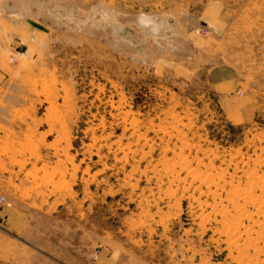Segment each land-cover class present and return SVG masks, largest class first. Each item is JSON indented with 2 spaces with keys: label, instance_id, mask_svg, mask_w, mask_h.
Listing matches in <instances>:
<instances>
[{
  "label": "rangeland",
  "instance_id": "obj_1",
  "mask_svg": "<svg viewBox=\"0 0 264 264\" xmlns=\"http://www.w3.org/2000/svg\"><path fill=\"white\" fill-rule=\"evenodd\" d=\"M241 65L264 0H0V264H264Z\"/></svg>",
  "mask_w": 264,
  "mask_h": 264
},
{
  "label": "crops",
  "instance_id": "obj_2",
  "mask_svg": "<svg viewBox=\"0 0 264 264\" xmlns=\"http://www.w3.org/2000/svg\"><path fill=\"white\" fill-rule=\"evenodd\" d=\"M247 69L252 71L251 68H247ZM247 69L245 70L244 69V65H241V67H240V75H239L240 82L233 81L232 77L231 78H227V79H224V78H218L217 79V78H215L214 80H217L215 86L219 87L218 89H219V92H220L221 96H224V98L228 99V101H231L232 98H234V96H233L234 94L240 93L241 96H243L244 101L246 102V104L248 103V105H250V104L258 103V104H261V106L263 107L264 98H262V99L260 98V95H258L256 93L257 90L255 92V86L252 83V81L247 80ZM244 73H246L245 76H244ZM234 88L235 89L239 88V90L236 92V90H233Z\"/></svg>",
  "mask_w": 264,
  "mask_h": 264
},
{
  "label": "bare ground",
  "instance_id": "obj_3",
  "mask_svg": "<svg viewBox=\"0 0 264 264\" xmlns=\"http://www.w3.org/2000/svg\"><path fill=\"white\" fill-rule=\"evenodd\" d=\"M186 167H187V166H186ZM190 168H191V167H190ZM186 169H188V168H186ZM188 171H189V170H188ZM194 172H196V171H194ZM245 173H246V172H245ZM188 174H189V173H188ZM190 174H191V173H190ZM190 174H189V175H190ZM202 175H203V174H202ZM203 177H204V176H203ZM220 177H221V176H220ZM218 178H219V177H218ZM222 178H223V177H222ZM174 180H175V179H174ZM208 180H210V182H211V181L213 182V180H211V178L208 179ZM208 180H207V181H208ZM223 182H224V181H223ZM201 184H202V183H201ZM211 184H212V183H211ZM207 185H208V184H207ZM217 185H218V184H217ZM254 185H256V184H254ZM219 186H220V185H219ZM252 186H253V185H252ZM214 187H215V186H214ZM217 187H218V186H217ZM218 189H219V188H218ZM218 189H217V190H218ZM234 191H235V190H234ZM234 191H233V192H234ZM240 191H241V190H240ZM230 192H231V191H230ZM237 192H239V191H237ZM244 192H245V191H244ZM246 192H247V191H246ZM211 193H212V192H211ZM243 195H244V193H243ZM249 195H250V194H249ZM253 196H254V195H253ZM253 196H252V198H253ZM232 197H233V196H232ZM246 197H248V196H246ZM238 198H239V196H238ZM257 198H258V197H257ZM257 198L255 197V200L253 199L254 202H256V199H257ZM218 199H219V198H218ZM233 199L235 200V198H233ZM239 199H240V198H239ZM258 199H259V198H258ZM263 200H264V199H263ZM229 201L231 202L232 200H229ZM245 201H246V200H245ZM250 201H251V200H250ZM251 202H252V201H251ZM254 202H253V203H254ZM250 204H251V203H250ZM250 204L248 203V206H249ZM257 204H258V202H257ZM257 204H256V205H257ZM256 205H253V206L256 207ZM238 206H239V205H238ZM241 206H242V205H241ZM243 206H244V205H243ZM239 207H240V206H239ZM239 207H237V208L239 209ZM263 207H264V205H263ZM235 208H236V206L234 207V209H235ZM242 208H243V207H242ZM244 208H246V207H244ZM262 209H263V208H262ZM235 210H236V209H235ZM256 210H257V209H256ZM260 210H261V209H260ZM242 211L244 212V209H243ZM242 211H240V212L243 213ZM231 212H232V211H231ZM263 212H264V210L262 211V213H263Z\"/></svg>",
  "mask_w": 264,
  "mask_h": 264
},
{
  "label": "built area",
  "instance_id": "obj_4",
  "mask_svg": "<svg viewBox=\"0 0 264 264\" xmlns=\"http://www.w3.org/2000/svg\"><path fill=\"white\" fill-rule=\"evenodd\" d=\"M196 35H207L208 34V30L207 29H198L196 32ZM1 200L4 201V198H1Z\"/></svg>",
  "mask_w": 264,
  "mask_h": 264
}]
</instances>
